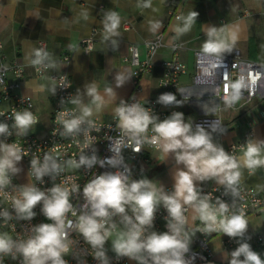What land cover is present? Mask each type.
I'll return each mask as SVG.
<instances>
[{
	"label": "clouds",
	"instance_id": "9594fccd",
	"mask_svg": "<svg viewBox=\"0 0 264 264\" xmlns=\"http://www.w3.org/2000/svg\"><path fill=\"white\" fill-rule=\"evenodd\" d=\"M143 6L150 7V0ZM198 15L196 11H192L186 17H178L182 20V26H178L175 31L180 35L189 32L197 22ZM119 25L120 16L116 11L105 13L104 39L111 41L113 50L117 47V41L112 37L119 35ZM159 28V22L151 24L153 32ZM205 34L201 53L205 57L203 63L207 66L203 72L206 77L212 78L216 69L225 67L224 54L233 51L238 35L225 26H208ZM30 63L44 68L55 67L50 54L42 48L33 50ZM130 77L117 73L116 87L123 86ZM224 79H228L227 71ZM251 82L254 84L255 80ZM60 87H70V83H62ZM247 87L244 76L231 83L230 92L229 85L226 84L224 104L232 107L242 98L243 90ZM56 89H51L53 95ZM106 93L116 99L112 87L107 88ZM86 94L92 98V104L97 109L103 105L104 99L98 94L94 84L86 86ZM76 97L73 99L71 96L68 100L80 105L79 115L69 111L60 112L62 136L81 133L87 135L85 126H91L88 118L93 114V109L82 103L79 89ZM63 102L62 100L61 104ZM157 103L167 107L180 106L182 102L172 93H163L158 97ZM115 116L116 127L121 130L122 137L116 142L111 140L110 157L101 159L93 149L91 155L83 153L78 159L63 163L50 154H45L43 162L38 158L31 159L30 170L40 184L44 183L45 176L53 181L65 170V165L86 170H91L96 165L101 168L108 166L116 171L93 174L82 190L78 184L69 189L53 183L45 190L33 184L20 185L18 194L12 198L15 218L19 221H31L37 215L34 209L41 205V214L51 222L31 225L26 239H14L8 233H0V258L11 256L14 260L19 259V264H68L65 257L69 254L72 243L69 236L75 231L90 246L92 257L98 264H111L105 245L113 233L115 239L111 240V251L117 259L126 257L136 261V264H187L190 237L186 231L188 217L185 212L191 208L193 219H199L204 224L199 230L201 233L220 231L238 241V247L229 253L228 264H264L261 254L254 251L245 239L249 224L243 212L228 215L229 204L220 197H216L215 203H212L211 193H205L200 186L212 181L223 186V195L238 196L241 167L252 170L264 166V140L247 139L242 158L238 159L214 141L213 133L225 132L216 120L210 125L211 131L199 124L194 127L191 119L186 121L184 114L178 111L161 120L139 100L132 103L121 100L115 109ZM13 120V127L24 136L32 125L38 123L31 111L16 112ZM150 126L153 135L148 137ZM11 135L9 125L0 122V137ZM144 143L156 147L167 159H174V183L171 191L166 190L162 184L157 186L147 177L132 178V170L125 163L122 150L131 148L133 152L139 153ZM92 145L89 139L86 146L90 148ZM22 158L21 149L17 145L0 139V192L12 184V178L20 173L18 164ZM73 194L76 197L82 196L83 203L79 207L74 206L70 200ZM161 207L167 212V231L164 232L153 230L156 214ZM69 213L77 217L75 221L68 218ZM0 217L5 221L13 218L12 213L6 209L0 211ZM115 218L123 226L119 230Z\"/></svg>",
	"mask_w": 264,
	"mask_h": 264
},
{
	"label": "crops",
	"instance_id": "0c3cea01",
	"mask_svg": "<svg viewBox=\"0 0 264 264\" xmlns=\"http://www.w3.org/2000/svg\"><path fill=\"white\" fill-rule=\"evenodd\" d=\"M145 2L147 0H0V62H16L23 67L24 78L18 93L32 98L34 110L41 116L45 113L49 116L52 110L54 95L51 89L54 85L48 75L66 74L71 82L73 99L77 98L79 89L82 103L93 109L88 119L110 123L121 100L126 101L130 97L141 103L149 99L158 100L163 94L159 87L164 74L163 64L171 58V45L178 42L183 46L179 59L186 66V73L179 79L177 96L182 103L178 112L184 114L185 120L191 119L194 125L202 118L218 119L225 132H215L213 138L224 149L244 140L247 135L253 141L264 140V75L258 84L256 98L248 104L237 103L234 109L218 100L217 87L192 83L194 54L201 52L208 26H225L237 32L233 51L225 53L224 58L238 51L241 59L264 68V0H150L151 6L144 7ZM108 11H116L120 16L119 35L112 37L117 41L115 50L111 41L104 39L103 20ZM192 11L199 14L197 22L189 32L178 34L175 29L182 26V20L175 17H186ZM155 22L160 23V28L153 32L151 24ZM124 23L129 24L128 30H123ZM92 32H95L94 47L86 55L80 48V42ZM158 34L163 37V47L153 57L151 71L140 80L139 90L134 92L129 63L131 47H138L140 58H143L142 45ZM40 42L46 44V51L55 67H50L43 79L36 80L30 59ZM65 55L69 56V62L61 64L59 60ZM117 73L131 76L119 88L115 80ZM89 84H94L104 99L99 109L86 94ZM110 87L114 89L116 99L106 93ZM72 106L80 114V105ZM242 155L240 152L238 159ZM140 167L139 179L147 177L157 186L162 184L165 189L172 188L175 168L172 157L167 159L160 150L144 151ZM240 171L247 187L264 194V166L252 170L241 167ZM200 186L205 191L220 185L209 181ZM193 216L189 208V228H194L199 221ZM246 219L249 224L245 234L247 242L258 236L264 238V213ZM227 237L221 233L209 242L217 264H228L230 259L231 250L225 251L222 247ZM256 252L264 257L263 249Z\"/></svg>",
	"mask_w": 264,
	"mask_h": 264
},
{
	"label": "built area",
	"instance_id": "2783aa9c",
	"mask_svg": "<svg viewBox=\"0 0 264 264\" xmlns=\"http://www.w3.org/2000/svg\"><path fill=\"white\" fill-rule=\"evenodd\" d=\"M179 16L175 18L178 19ZM129 24H123V30H128ZM95 43V32L81 40L80 48L84 54L88 55L92 52ZM163 47V37L161 34L155 36L151 41L145 42L142 45L143 48V58H140L139 49L136 46L131 47V57L129 63L132 67V84L134 92L139 90V82L142 77L148 74L152 68V59L156 53ZM38 48L46 50V44L43 42L38 43ZM0 49H2V44L0 43ZM183 49V46L174 42L171 45V58L164 62V74L159 81V87L162 89L163 93H172L176 96L178 100V87L179 79L182 75L186 73V66L180 61L179 53ZM69 56H62L59 62L61 64H67L69 62ZM205 57L202 56L201 52H196L194 54V75L192 77V83L195 86H215L218 88V100L224 102L225 96V85H229V92L231 91L230 85L239 79L240 76H244L248 87L243 90L242 98L237 103L248 104L254 100L257 96V87L264 75V68L256 63L245 61L241 59L239 52L234 51L231 57L224 58L225 67L218 68L215 70L214 77L208 78L204 75L203 69L206 67V63H203ZM49 68H44L42 66H33L34 78L36 80L43 79ZM227 71L228 79H224V73ZM9 78H12L10 81ZM24 78V69L21 65L16 62L9 64L0 62V122L7 123L9 125V130L12 133L10 137H1L5 139L6 142L14 143L21 149V154L23 158L21 163L23 165L26 177L29 184L37 185L42 190L50 188L53 183L60 185L61 187L72 188L73 185L78 184L82 190L85 183L91 179L93 174L99 175L106 171L114 172L116 169L105 166L101 168L99 165L94 166L91 170L86 169H73L65 165V170L52 181L50 177H44V183L40 184L35 176L30 170V161L33 158H38L43 162L45 154H50L58 159V162H65L70 159H78L83 153L88 155L92 154L93 149L96 151V155L103 159L110 157L112 152L110 151L111 140L116 142L122 137L121 130L116 127L117 119L116 116L110 123H104L98 119H89L91 121V126L86 125L87 135L81 133L75 136H62L63 125L60 122L59 115L62 111H69L76 115L79 112L76 108L72 106L69 102V98H73V90L71 87V82L66 74H54L48 75L50 82L56 87V93L52 101V110L49 115L48 125L45 134L38 135L32 134L31 130H34L39 126L41 122V115L34 110V102L32 98L28 96H23L18 91L20 90L21 81ZM252 80L255 83L252 84ZM62 83H70V87H60ZM64 101L61 104V101ZM134 97H130L125 102L132 103L135 102ZM141 103V102H140ZM236 103V104H237ZM145 107L150 108L153 114L157 115L160 119L167 118L172 112L178 111L176 105L164 106L157 103L156 100L149 99L144 103ZM236 104L230 109H234ZM31 111L33 115L37 118L38 123L34 124L28 130L26 136L21 135L19 131L13 127V117L16 112ZM220 121L218 119L202 118L198 120L196 124L203 126L206 130H211L210 125L213 121ZM221 134L219 132H216ZM153 135L151 131V126L147 132V136L151 137ZM91 139L92 147L88 148L86 146L88 140ZM250 140V135H247L244 140L229 145L225 148L230 154L238 158L239 153L243 152L246 146V141ZM125 142L126 138H125ZM91 146V145H88ZM150 150H158L156 147L144 143L141 148V152L135 153L131 148H124L122 150V155L124 161L132 170V178L139 179L141 175L140 164L143 161V152ZM21 184L15 178H12V184L4 188L3 192H0V211L8 210L12 213L13 218L5 221L0 217V233H8L11 237L26 239L29 235V229L31 225H36L39 223H50L41 214V205H37L34 211L37 213L36 217L31 221H19L15 218V214L12 212V198L18 194V189ZM166 190L171 191L170 188ZM205 193H211L212 203H215V198L220 197L222 200L229 204L228 215L232 213L243 212L245 218L249 216H256L264 213V194L247 187L243 180L240 178L238 185V196L233 197L231 195H223V186H213L204 191ZM70 200L73 202L74 206L79 207L83 203L82 196H75V194L70 196ZM79 214V209L77 208ZM188 217L189 208L185 212ZM167 212L163 207H161L154 221L153 230L158 232L167 231L166 220ZM68 218L75 221L77 217H74L69 213ZM118 230L123 226L119 224V219L115 218ZM204 227V224L199 220L194 228H189L186 225V231L190 237V250L186 254L187 264H217L214 261L213 253L210 249L209 242L212 237L221 234L222 232L216 231L212 233H201L199 230ZM69 239L72 241L70 246V252L65 257L68 264H98V262L92 257L93 253L90 246L84 242L83 238L78 232L72 231L70 233ZM115 239V233L109 238V241ZM192 241V242H191ZM250 243L252 249L256 251L261 248L264 250V238L258 236ZM107 255L110 258L111 264H136V261L129 260L128 258L117 259L115 253L111 251V245L106 243L105 245ZM222 247L225 251H233L238 247V241L227 237L222 242ZM2 264H19V259H12L11 256H3L0 258Z\"/></svg>",
	"mask_w": 264,
	"mask_h": 264
},
{
	"label": "rangeland",
	"instance_id": "374dc122",
	"mask_svg": "<svg viewBox=\"0 0 264 264\" xmlns=\"http://www.w3.org/2000/svg\"><path fill=\"white\" fill-rule=\"evenodd\" d=\"M41 107H43V106L41 105ZM48 120H49L48 114L47 113L43 114L41 116V122H40L39 126H37L34 130H31V133L32 134H38V135L45 134L46 129H47V125H48ZM0 139H2V138L0 137ZM18 167L21 168V171H20V173H18L15 176V178L19 181V183L21 185L29 184L21 161L19 162ZM108 244L111 245V240L108 242Z\"/></svg>",
	"mask_w": 264,
	"mask_h": 264
},
{
	"label": "trees",
	"instance_id": "16d2710c",
	"mask_svg": "<svg viewBox=\"0 0 264 264\" xmlns=\"http://www.w3.org/2000/svg\"><path fill=\"white\" fill-rule=\"evenodd\" d=\"M264 258V257H263Z\"/></svg>",
	"mask_w": 264,
	"mask_h": 264
}]
</instances>
